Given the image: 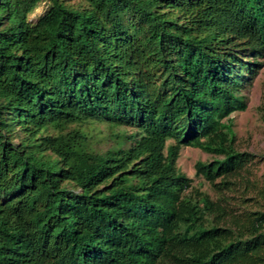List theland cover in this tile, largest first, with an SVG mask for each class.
Instances as JSON below:
<instances>
[{
    "label": "trees",
    "instance_id": "trees-1",
    "mask_svg": "<svg viewBox=\"0 0 264 264\" xmlns=\"http://www.w3.org/2000/svg\"><path fill=\"white\" fill-rule=\"evenodd\" d=\"M43 1L0 0V264H264V212L226 224L177 166L213 155L221 195L255 158L232 116L264 0ZM92 123L132 132L99 151Z\"/></svg>",
    "mask_w": 264,
    "mask_h": 264
},
{
    "label": "rangeland",
    "instance_id": "rangeland-1",
    "mask_svg": "<svg viewBox=\"0 0 264 264\" xmlns=\"http://www.w3.org/2000/svg\"><path fill=\"white\" fill-rule=\"evenodd\" d=\"M65 1L75 7L84 6L82 0ZM48 8V1L41 2L30 15V22L36 23L48 11ZM258 64L260 69L255 75H249V79L242 89L246 109L240 110L232 116L237 150L255 157L250 165L243 170L242 177L235 181V187L219 195L207 181L196 177L195 165L198 162L213 161L214 156L211 154L196 148L185 147L181 149L177 161L178 169L188 178L194 180V187L225 207L227 215H229L226 222L228 225H231L232 219L245 220L253 213L264 212V121L261 110L264 98V59L258 60ZM84 130L92 136V146L99 151L116 146L122 139L121 135L132 132V130L123 128H110L104 123H92ZM116 134L121 136L117 141H115ZM220 198L223 200L219 201Z\"/></svg>",
    "mask_w": 264,
    "mask_h": 264
}]
</instances>
